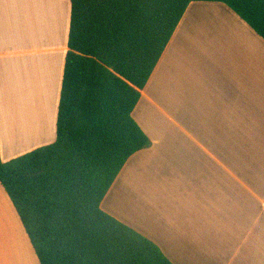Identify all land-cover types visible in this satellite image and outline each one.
Returning <instances> with one entry per match:
<instances>
[{
	"label": "crops",
	"instance_id": "crops-1",
	"mask_svg": "<svg viewBox=\"0 0 264 264\" xmlns=\"http://www.w3.org/2000/svg\"><path fill=\"white\" fill-rule=\"evenodd\" d=\"M44 2L58 14L66 3L68 23L41 25ZM71 8L0 0L3 163L56 141ZM45 81L53 111L38 128ZM141 94L133 117L151 146L126 164L103 211L172 264H264V40L225 5L192 3ZM168 162L174 170L160 169ZM24 231L0 184V264H40L27 234L25 251L9 245Z\"/></svg>",
	"mask_w": 264,
	"mask_h": 264
},
{
	"label": "trees",
	"instance_id": "trees-1",
	"mask_svg": "<svg viewBox=\"0 0 264 264\" xmlns=\"http://www.w3.org/2000/svg\"><path fill=\"white\" fill-rule=\"evenodd\" d=\"M56 141L9 163L0 184L40 264H172L101 206L151 146L133 114L192 3L223 4L264 40V0H69Z\"/></svg>",
	"mask_w": 264,
	"mask_h": 264
},
{
	"label": "rangeland",
	"instance_id": "rangeland-1",
	"mask_svg": "<svg viewBox=\"0 0 264 264\" xmlns=\"http://www.w3.org/2000/svg\"><path fill=\"white\" fill-rule=\"evenodd\" d=\"M64 4H66V3H64ZM64 4L61 5V13L58 14L56 12L58 8L57 9L55 8L56 9V11H55L46 2H44L42 4L39 3V12H38L39 18L38 19H39L40 24L43 25L44 22H45V20H46L48 22V26H50V28H52L53 27V20L55 18L61 19L62 22H64V23L65 22L68 23L67 10L65 9V5ZM46 10H48L49 15H47L46 17H44V12ZM26 85H27V83H24L23 82V88L21 89L20 94L21 93L24 94V91L26 89ZM46 85H48V82L47 81L41 82L42 89H41L40 86H38V92H39L38 97H39V101H38V104H36V110H37V112H36V122H37V127L38 128L40 127V125H41V123L43 121L42 119L44 118V116H47V113L53 111V110H48V107H49V98H48V94H47V86ZM21 98L23 99V96H21ZM37 105H38V108H37ZM19 106H20V104H19ZM19 106H17V107H19ZM146 119H147V122H149V123L152 121L151 117H150V119L149 118H146ZM151 123L153 125V128L156 127V126L157 127H160L161 125L163 126L164 120H160L157 117V121L156 122H151ZM168 134H169L170 137H172V132L171 131ZM174 165H175L174 162H168V163H165V164H161L160 165V169H163V170H168V169L169 170H174ZM14 235L19 236V232L18 231H15ZM22 236H23L22 237V241H23L22 243H19V242L17 243V241H15L14 243H10L9 245L16 246L17 248H19L20 251H25V249L23 250V247L25 245V237L28 240V237H27L25 231H24V234H22Z\"/></svg>",
	"mask_w": 264,
	"mask_h": 264
},
{
	"label": "bare ground",
	"instance_id": "bare-ground-1",
	"mask_svg": "<svg viewBox=\"0 0 264 264\" xmlns=\"http://www.w3.org/2000/svg\"><path fill=\"white\" fill-rule=\"evenodd\" d=\"M57 8V7H56Z\"/></svg>",
	"mask_w": 264,
	"mask_h": 264
}]
</instances>
